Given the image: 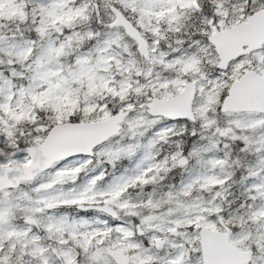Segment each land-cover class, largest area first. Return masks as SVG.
I'll list each match as a JSON object with an SVG mask.
<instances>
[{"label":"snow or ice","instance_id":"obj_1","mask_svg":"<svg viewBox=\"0 0 264 264\" xmlns=\"http://www.w3.org/2000/svg\"><path fill=\"white\" fill-rule=\"evenodd\" d=\"M0 264H264V0H0Z\"/></svg>","mask_w":264,"mask_h":264}]
</instances>
